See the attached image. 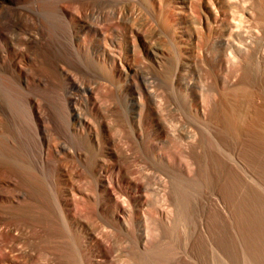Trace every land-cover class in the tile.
Returning a JSON list of instances; mask_svg holds the SVG:
<instances>
[{
  "label": "bare ground",
  "instance_id": "6f19581e",
  "mask_svg": "<svg viewBox=\"0 0 264 264\" xmlns=\"http://www.w3.org/2000/svg\"><path fill=\"white\" fill-rule=\"evenodd\" d=\"M96 1L0 0V264H264V0Z\"/></svg>",
  "mask_w": 264,
  "mask_h": 264
},
{
  "label": "rangeland",
  "instance_id": "374dc122",
  "mask_svg": "<svg viewBox=\"0 0 264 264\" xmlns=\"http://www.w3.org/2000/svg\"><path fill=\"white\" fill-rule=\"evenodd\" d=\"M58 1H59V0H53V2H58ZM64 1L67 2V3L70 2L71 4L73 3L75 6H77V4H78L77 1H79V0H72V1H71V0H64ZM74 1H75L77 4H75ZM102 1H103V2H102ZM115 1H116V0H115ZM115 1H113V0H112V1H111V0H110V1H109V0H106V1H105V0H97V1H96V4H97L96 6L98 7L97 10H99V11L96 10V14H95V16L97 17V14H98L100 11H101L102 14H105V15H106V14H109L110 11H111V12L113 11L112 13H115V11H116V13L119 12L120 9L122 8V5L124 4V3H122L124 0H119V1H121V2H119V1L117 0L116 3H114ZM41 2H42V1H41ZM44 2H45V1H43V3H44ZM104 3H105V4H104ZM113 3H114V4H113ZM119 3H121L120 7H118V6H119ZM102 4H103V5H102ZM106 4H107V5H106ZM111 4H112L113 6H111ZM101 5H102V6H101ZM115 5H116V6H115ZM99 6H100V7H99ZM107 6H108V7H107ZM109 6H110V7H109ZM102 7H103V8H102ZM106 7H107L108 9H106ZM112 7H114V9H116V10H113ZM100 8H101V9H100ZM117 8H118L119 10H117ZM104 9H105V12H103ZM112 13H111V14H112ZM116 13H115V14H112V16H111V14H109V15H110V17H113V16L115 15V16H114V18H115V17H116ZM117 14H118V13H117ZM109 15H108V16H109ZM95 16H94V17H95ZM94 17H93V18H94ZM96 17H95V18H96ZM95 18H94V19H95ZM91 21H92V19H91ZM51 29H52V30H50V27H48V30H50L49 33L52 35L54 31H53V28H51ZM8 35H9V34H8ZM10 35H11V34H10ZM120 104H121V107H122V106H123V103L120 102ZM171 107H173V108H171ZM122 108L124 109V107H122ZM169 108H170V109H169ZM175 108H176V107H175ZM175 108H174L173 105L170 104L169 106H167V108H166V111H167V112L165 111V113H166V114H168V113H169V114H170V113H171V114H174V112H177ZM168 109H169L170 112L168 111ZM171 110H172L173 112H171ZM174 110H175V111H174ZM169 114H168V115H169ZM184 122H187V121L184 120ZM184 126H187V125L185 124ZM182 127H183V126L180 125L179 128H182ZM262 174H263V173H262ZM251 182H252V184H254V185L256 186V188H257L260 192H262V193L264 194V188H262L261 185H260V175H259L258 173H255V174L252 176V178H251ZM260 192H259V193H260ZM257 195H258V192H257L256 196H257ZM258 197H259V196H258ZM258 197H257V199L259 200ZM257 199H256V200H257ZM255 204H256V203H255ZM257 206H258V207H257ZM259 207H260V206H259L258 204L255 206V208H254V206L252 207V208L255 209V210L253 209V212L255 211V212H256L255 214L258 215V216L255 215V218L257 217L255 220H256L257 223L259 224V225H258L257 223H255L256 227L254 226V228H257L258 226L261 227L260 225H261V223H262V221H261V220H262L261 217H260V221H261L260 223H259V219H258L259 216H260L259 213H260L262 210H260V212H258L259 209L256 211V208H259ZM260 209H261V207H260ZM257 212H258V213H257ZM261 213H262V212H261ZM256 221H255V222H256ZM260 229H262V227H261ZM256 230H257V229H254V231H256ZM258 230H259V229H258ZM254 231H253L252 235L255 233V237H256V238L254 239V235H253V236H252V237H253V238H252V241H253V242L256 241L255 243H257V240H258V242H259V240H260V242H261V241L263 242L264 239H263L262 237L264 236V234H263V233H260L262 230L258 231L259 233H257V231H256V232H254ZM262 232H263V231H262ZM256 233H257V234H256ZM258 234H259V236H257ZM260 234L262 235V236H261V239H260ZM258 237H259V239H257ZM262 239H263V240H262ZM260 242H259V243H260ZM263 252H264V248H263ZM254 254H256V252H255ZM257 255H259V254H256V256H257ZM243 256H244V255H243ZM261 256L263 257L264 254L261 255ZM257 257H259V256H257ZM263 258H264V257H263ZM263 258L260 257V259H262V261H263V263H264V259H263Z\"/></svg>",
  "mask_w": 264,
  "mask_h": 264
}]
</instances>
